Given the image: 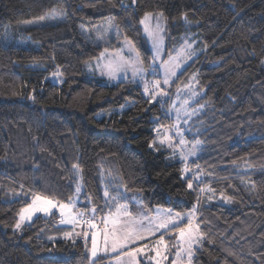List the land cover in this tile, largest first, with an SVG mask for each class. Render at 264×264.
<instances>
[{"label":"trees","instance_id":"1","mask_svg":"<svg viewBox=\"0 0 264 264\" xmlns=\"http://www.w3.org/2000/svg\"><path fill=\"white\" fill-rule=\"evenodd\" d=\"M123 4L127 10L121 0H0V39L54 8L65 15L60 23L19 32L28 48L0 42V264H89L84 240L40 237L55 227L56 215L14 231L33 194L64 202L73 197L72 163L82 167L83 197L93 203L102 204L103 189L111 185L127 186L129 201L138 198L148 212L196 206L210 242L204 240L193 264H264V0ZM145 12L166 18L165 58L190 37L203 48L177 81L194 70L204 90L197 133L202 144L189 162L199 173L192 190L177 155L149 148L157 118L170 123L168 103L149 104L137 84H111L87 69L106 45L80 29L110 20L134 40L147 67L151 55L139 24ZM119 43L114 36L111 49ZM57 66L63 83L55 84L48 78ZM199 187L213 188L215 195L208 199L211 193L200 194ZM221 191L231 203L219 198Z\"/></svg>","mask_w":264,"mask_h":264},{"label":"snow or ice","instance_id":"2","mask_svg":"<svg viewBox=\"0 0 264 264\" xmlns=\"http://www.w3.org/2000/svg\"><path fill=\"white\" fill-rule=\"evenodd\" d=\"M136 3L137 0H131L132 6ZM121 7L127 10L129 6L123 4L121 0ZM46 15L49 19H64V13L55 8ZM39 19L44 20L45 16ZM165 19L163 12H145L139 20V24L143 26V33L151 44V61L147 67L134 40L127 34L121 33L119 24L110 20L106 25L98 26L96 38L104 41L106 45L98 58L104 62L98 66L101 67L102 74H107L110 79H116L123 73L124 79L128 80L127 74L130 71L129 82L143 88L149 104L156 103L163 107L167 103L164 98L171 99L170 89L176 87L175 99L172 100L169 110L165 112V119H170V123H160L157 118L156 126L153 128L156 135L149 143V148L155 151L167 149L173 157L178 154L179 159L184 163L181 170L183 178V174L190 170L187 163L189 157L195 156L202 144L201 139L196 137L199 129H196L191 139L186 138L185 133L193 131V118L199 115L204 105L199 104V101H196L198 107L192 105V101L198 95L192 90V82L198 83L195 73L188 83L183 84V87L177 84L187 70L183 67L184 64L197 57L193 43L185 40L175 56L162 58ZM183 19L186 23L189 22L186 13ZM113 30L116 41L121 42L120 48L115 50L111 49V41L106 39ZM52 75L57 78L63 75L59 66ZM59 82L63 83V80ZM28 98L35 101L34 96L30 95ZM173 114L174 118H172ZM196 167L198 169L199 165ZM71 169L68 178L75 184L73 197L64 202L48 195L33 194L31 202L20 209L14 230H20L25 222H32L33 216L37 213L53 216L58 212L61 217L60 223H70L74 227H80L81 231L76 235L82 236L86 244L90 238V255L86 257L89 264H105L110 258H114L116 264H164L169 260V253L174 257L170 264H193V257L203 247L204 240L207 238L210 242L208 231L201 228L204 221L198 219L199 210L196 206L187 212L170 207H158L155 212L149 214L145 212L140 200L137 199L134 205L129 201L126 196L127 186L104 187L102 204L93 203L92 197L85 195L83 199L87 203L79 207L83 191V169L79 163H72ZM193 177L199 179V173H193ZM193 177H189L186 181L189 190L193 189ZM206 192L211 193L208 199L215 195V189L199 187L200 194ZM20 194V192L16 193L18 196ZM219 198L224 203H231L233 199L223 191L220 192ZM197 204H199V194ZM64 235L66 238H71L72 233L66 232Z\"/></svg>","mask_w":264,"mask_h":264},{"label":"rangeland","instance_id":"3","mask_svg":"<svg viewBox=\"0 0 264 264\" xmlns=\"http://www.w3.org/2000/svg\"><path fill=\"white\" fill-rule=\"evenodd\" d=\"M64 18H65V15H64ZM63 20H64V19H49V18H47V15H46L44 20H40V19L38 18V19L29 20V21H31V23H26V22H28V21H25V22L19 23L18 25L15 26V27H17V26H19V27H17L16 30H15V31H12L11 33L7 32L6 34H4L3 37L0 39V42H1L4 46H14V47H16V48H28V47L31 45L30 41L27 40V39H25L23 35H20L19 32L24 31L23 29H28V28H32V27H38V26H43V25H52V24L60 23V22H62ZM103 25H106V23H105V24H102V25H100V26H103ZM15 27H14V28H15ZM97 29H98V26H97L96 28H92V29H88V28L82 27V28L80 29V32H81L82 34H84V35L89 34V36H90V38L92 39V41H94V42L97 43L98 45H101V46H102V45H105L104 41L97 40V38H96ZM141 29H142V34H143V37H144V40H145L146 46H147V48H148V50H149V52H150V55H151V44H150V42L146 39L145 34L143 33V26H142V25H141ZM7 30H8V29H7ZM86 30H87V31H86ZM162 35H163V37H164V40H163V46H162V48H163V51H162V58H163V59H167L168 57H167V58L164 57V56H165V46H166L165 31L162 33ZM114 36H115V30H113L111 33H109L108 36L106 37V39H109V40L111 41V40L114 38ZM187 41H188L189 43H193V47L196 49V52H197V57H194L193 60L187 61V63L184 64V66H183L184 68H186L191 62H193L195 59H197V58L201 55V53L203 52V48L200 46L199 42H198L195 38L190 37ZM120 46H121V42L118 44L117 48H115V49L120 48ZM182 46H183V45H182ZM115 49H114V50H115ZM180 49H181V48H180ZM180 49H179V50H180ZM179 50H178L173 56H175V55L179 52ZM106 55H108V54H106ZM103 62H104V61H101V60H94L93 62H91V64H89V65L87 66V67H88V68H87V69H88V72H92L91 74H96L98 77H102V78H104L106 81H108V82L111 83V84H112V83H116V82H118V81H130V80H131V72H130V71H129L128 74H127V75H128V80H125V79H124V74H123V73H121L116 79H110L109 76H108L107 74H102V69H101V67L98 66V64H101V63H103ZM194 73L196 74V80L198 81V79H197V72L193 70V71H191V72L187 75V77L185 78V80L179 84V86H180V87H183V84H184V83H188V82L190 81V78L192 77V75H193ZM48 80H49L51 83L58 84V83H60V82H59L60 80H63V78H62V76H60V77L57 78V77H53V75H51V76H49ZM137 85H138V84H137ZM138 86H139V85H138ZM139 87L141 88V92H142V94L144 95V93H143V88H142L141 86H139ZM192 90L198 93V95H197V96L195 97V99L192 101V105L198 107V105L196 104V101H199V104H202V103H201V98H202V96H203V94H204V90L201 89V88L199 87L198 83H196V82H192ZM176 91H177L176 87H175V88L172 87V88L170 89V92L172 93V97H171V99H169V98H164V99L167 101V103H168V106H169V107H168V110H169V108H170V106H171L172 100L175 99V93H176ZM182 95H183V94H182ZM144 96H145V95H144ZM177 106H179V101H177ZM121 110H122V109H120L119 111H121ZM202 112H203V108L200 109V111H199V115H198L197 117H194V118H193V122H192V123L194 124L193 131H192V132H186V133H185L186 138L191 139L192 136H193V133L196 132V129H199V130H200V123H201V121H200V115H201ZM98 117L100 118V117H102V115H99ZM172 118H174V114H173V117H172ZM168 124H169V123H168ZM155 126H156V124L153 125V128H154ZM153 133H154V132H153ZM155 135H156V134L154 133V137H155ZM196 137H197V133H196ZM197 138H198V137H197ZM189 147H190V145H189ZM151 149H152V148H151ZM152 150H153V149H152ZM163 150H167V149H163ZM153 151H155V150H153ZM167 151H169V150H167ZM197 154H198V152H197ZM197 154H196L195 156H193V157H189L188 162H187V163H188V166H189V162H190L191 160H194V159L196 158ZM177 156H178V159H179V155H178V154H177ZM179 161H180V163H181V170H182V168L184 167V163H183L180 159H179ZM189 168H190V170H189L187 173L183 174V178H186V177H193V173H196L195 170H193L192 167L189 166ZM181 172H182V171H181ZM196 180H197V179H196ZM137 199H138V198H133V199L131 200V203L134 205V204H135V201H136ZM138 200H139V199H138ZM30 202H31V200H30ZM85 203H87V201L83 199V191H82V193H81V201L79 202L78 206H79V207H83V205H84ZM157 208H158V207H155V208L153 209L152 212H148V211H146V210H145V212L151 214V213L155 212V210H156ZM55 215L58 217V219H57V224H56L55 227L52 228V229H45V230H42L41 233H40V237H41V238H43L45 241H47V242H51V243H54V242H56L57 240H72V241H75V240H84V238H83L82 236H77V235H76V233H78V232L81 231V228H80V227H74V226H73L72 224H70V223H64V224H62V223H60L61 217L59 216V213L57 212ZM51 217H52V216H44V214H42V213H37L36 216H33V218H32V222H33L35 219H37V218L49 219V218H51ZM18 218H19V217L17 216V220H18ZM32 222H30V223H29V222H25V223L22 225V227H21L20 230H14V231H15L16 233L20 234V233L22 232L24 226H26V225H30ZM66 232H71V233H72L71 238H66V237H65L64 234H65ZM49 237H51V239H50ZM152 239L154 240L155 237H153ZM141 243H144V242H141ZM88 244H89V249H90V246H91V245H90V238H89ZM89 255H90V253H89ZM173 258H174V257L172 256V254L169 253V260H168V261H165L164 264H170V261H171ZM107 264H116V261H115L114 258H110V259H108Z\"/></svg>","mask_w":264,"mask_h":264}]
</instances>
